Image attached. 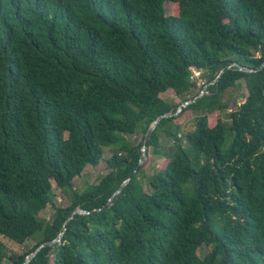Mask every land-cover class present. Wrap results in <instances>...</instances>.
<instances>
[{"label":"trees","instance_id":"16d2710c","mask_svg":"<svg viewBox=\"0 0 264 264\" xmlns=\"http://www.w3.org/2000/svg\"><path fill=\"white\" fill-rule=\"evenodd\" d=\"M263 62L264 0H0V264H264Z\"/></svg>","mask_w":264,"mask_h":264},{"label":"rangeland","instance_id":"374dc122","mask_svg":"<svg viewBox=\"0 0 264 264\" xmlns=\"http://www.w3.org/2000/svg\"><path fill=\"white\" fill-rule=\"evenodd\" d=\"M163 7H164V11H165L166 15L171 14V11H172V4L171 3H164ZM195 81L197 82V85H201L203 83V79H201L200 77L195 79ZM205 88H206V86L203 87L202 90H205ZM203 93H204V91H203ZM245 95H246L245 89H244L243 85L241 84V85L235 86V87L230 89L229 98L227 101L229 103L234 102L236 104H240L243 102ZM161 97L166 99L170 103H174V104L178 103L180 101L179 98H177L171 91H167V92L163 93L161 95ZM222 119L224 121L227 120V116L225 113H223ZM191 120H192V115L189 112L184 113L178 119L179 123H181V125H182V128H183L182 130L184 132L187 131L191 127ZM139 139H140V135H136V136L129 138V140H131L133 142V144H136ZM108 156H109V152L107 151L106 148H104L102 159H106V158H108ZM159 164L160 163L158 160H152V162L149 164V166L145 167V170H144L145 174L146 175L151 174L153 169L159 167ZM105 173H106V168H105V163L103 160H101L100 163L95 167L87 166V167H85L82 176L80 178H76L74 180L75 187L83 188L85 183H88V184L96 183ZM53 190H54V194H55V202L58 205L67 204V201L59 195V191H58V189H56L54 187V185H53ZM50 214H51V208L49 206H47V208L40 213V216L44 217V218H48ZM0 240L11 251L16 252V253L24 252L31 245V243H26L23 246H19V245H16V244L8 241L7 239L1 238V237H0ZM5 264H7V263H5Z\"/></svg>","mask_w":264,"mask_h":264},{"label":"water","instance_id":"95a60500","mask_svg":"<svg viewBox=\"0 0 264 264\" xmlns=\"http://www.w3.org/2000/svg\"><path fill=\"white\" fill-rule=\"evenodd\" d=\"M264 63V62H263ZM230 66H236L235 63H232L231 65H228L226 67H224L218 74V76L215 78L214 82L217 81V79L219 78V76L225 71L227 70ZM257 69H260V66L255 68V69H248V68H239L240 71L242 72H251V71H255ZM204 95L203 91H200L199 94L192 100H189V101H186V102H183L182 104L179 105V107L177 108V110L173 113L171 112H167V113H164V114H161L160 116L157 117V119L150 125V127L148 128L146 134H145V137H144V140H143V143H142V146H141V149H140V157L141 159L139 160L138 162V165H137V168L141 167L145 162H146V152H145V148H146V143H147V140L149 138V135L151 134V132L153 131V129L155 128V125L158 123V121L162 118H169V117H173V116H176L182 108H184L186 105L190 104V103H193L195 102L196 100H198L199 98H201L202 96ZM135 171H133L134 173ZM131 176V175H130ZM130 178V177H129ZM129 178L127 180H125L119 187L118 189L112 194L111 198L116 195L122 188L123 186L128 182ZM111 198L109 199L107 205L110 204V201H111ZM106 205V206H107ZM87 213L86 211H83L81 210L80 208H75L74 210H72L69 215H68V218L66 220V222L74 215V214H85ZM65 222V224H66ZM64 224V226H65ZM61 235L57 236L55 239L49 241V242H44L42 244H40L38 247H36L30 254H28L23 263L22 264H27L32 258L33 256L44 246H48V245H51L52 243H54L55 241H59Z\"/></svg>","mask_w":264,"mask_h":264},{"label":"built area","instance_id":"2783aa9c","mask_svg":"<svg viewBox=\"0 0 264 264\" xmlns=\"http://www.w3.org/2000/svg\"><path fill=\"white\" fill-rule=\"evenodd\" d=\"M199 74L200 72L199 71H196L194 69H191V76H190V79L191 80H195L199 77Z\"/></svg>","mask_w":264,"mask_h":264}]
</instances>
